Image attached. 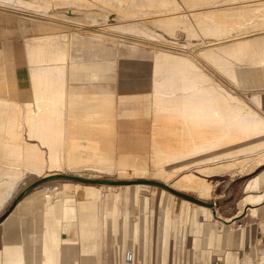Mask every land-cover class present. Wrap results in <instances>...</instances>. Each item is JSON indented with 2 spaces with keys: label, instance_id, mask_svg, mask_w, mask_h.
<instances>
[{
  "label": "bare ground",
  "instance_id": "bare-ground-1",
  "mask_svg": "<svg viewBox=\"0 0 264 264\" xmlns=\"http://www.w3.org/2000/svg\"><path fill=\"white\" fill-rule=\"evenodd\" d=\"M149 1L160 7L156 11L153 10L157 17L162 16V19L160 17L156 23L163 25L167 30L173 31L180 24L185 26V18L189 17L192 20L191 28L197 27L201 36L216 35L214 42L203 41L206 43L198 49L197 54L227 74L231 81L248 88L255 87L259 81L264 84V9H260L263 7L262 4H260V8L256 7V9L250 10L236 7V9L231 8L232 10L222 11L218 10L217 7L218 9L205 11L207 10L205 7L204 12H192L191 10V13L186 14L180 11L182 7L180 8L179 4H173V0ZM106 2L119 6L121 2L125 1L108 0ZM214 2V0H201V5H212L216 3ZM0 3V7L4 8V3L21 5L27 2L25 3L23 0H0ZM29 3L32 2L29 1ZM49 3L48 0L41 2L35 6V11L27 15L31 19H38L43 22H53V20L61 17L60 20H64L66 23L79 20L78 13L87 17L89 22H95L97 15H99L90 10L82 11V8L81 12L72 8L55 12L54 10L51 11L52 8ZM70 3L72 5L77 3L81 6L85 5L82 0H70ZM258 3L254 4L257 5ZM7 4H5L6 7H8ZM168 5L169 7H165ZM44 6L45 10L42 9ZM215 6L218 5L215 4ZM212 7L214 6L209 8ZM223 7L221 8L223 9ZM15 9L19 10V8ZM17 10H13V12L18 15L21 14ZM49 10L51 15H47ZM13 12L9 13L14 14ZM218 15L224 19L214 22L213 27L205 23L207 17L213 19ZM230 18H234L235 21L226 20ZM80 22H75V24H80ZM77 27L75 30L79 29ZM91 27L90 29L85 28L86 30L80 28L84 30L83 32L79 30L76 33L70 32L69 37L67 32H65L66 34L62 33L61 37L64 40L62 39L63 41L58 45L52 44V42H49L48 45L45 43L57 37L55 35L58 33L56 34L55 31L52 34H44L45 36L34 38L36 40L34 43L27 44L30 62L35 65L36 63L46 65L43 68H31L32 98L26 103L23 102L24 104L19 102L13 104L7 124L2 121L0 115V209L7 195L10 194L11 196L13 189L24 175H32L33 178L46 177L56 174L55 170L59 169L57 167L80 166L85 161L88 163L90 161L115 162L114 165L118 164L122 168L135 167L136 171V168L141 167L147 159L151 160V157L148 158L151 153L157 158L160 155H169L170 153L177 156V159L178 157H185V159L199 157L206 164H211L209 167L211 171L230 172L232 180L254 173L244 185V196L238 200V212L227 217L219 211L218 206L204 207L194 204V209L191 211L190 204L192 203H183V206L187 204L188 207L186 205L177 212L178 223L172 220L171 215L164 218L162 230H160V245L163 246L166 243V248L169 251L171 237H175L177 234L179 247L182 248L187 244L190 234L191 247L195 252V257L201 260L203 264L211 263L210 255L214 248L224 250L227 254L226 260L222 264H234V252L224 247V240L228 232L233 230L232 228L237 221L247 222L258 218L259 207L264 204L263 96L260 93L248 94L249 99L256 106L254 107L244 103L243 100L241 101L239 96L240 99H238L237 95L221 94L209 83L210 81L205 77L207 75H204L200 66L195 63L194 55L178 49L184 48L185 50L187 48L185 46L188 44H180L177 49L174 48L175 46L162 48L160 54L156 56L154 92L151 99L142 100L139 97L122 99L121 101L133 104L123 112H118L119 107L117 105L111 108L110 101H106L98 107L90 106L87 110L72 109L74 104L68 101L64 65L68 63V60L83 59L82 57L76 58V54L81 51L85 53L88 49V57H108L116 54L117 51L115 50L116 47L113 46L115 41L112 42V46H109L108 41H106L110 35H113L108 33L109 29L108 32L105 29L103 32V28ZM191 28L185 26V32L189 36L193 33ZM193 35L195 34L193 33ZM116 45L118 46L117 43ZM252 54L260 57V59L256 60V57H253L251 61L243 63L244 65L237 66L238 60L245 55ZM54 63H60L61 68H55ZM235 63L236 65H234ZM238 67L246 68V70H239ZM7 90L9 96L15 95L12 88ZM179 90L180 92H178ZM137 101L140 103L135 106ZM121 114H153L155 125L149 152L121 153L117 150L116 119ZM35 138L38 140L34 141ZM173 155L171 158L174 157ZM163 158L166 157L163 156ZM162 161L160 160V162ZM249 165L250 168L247 169ZM206 184L201 185L205 190L210 188V185L208 188L205 187ZM70 186L74 189V194L71 196H63L64 189H61V185L59 188L51 189L50 186H46L47 188L35 189L25 195L10 215L0 223V241H3L4 247L8 246L10 233L19 227L22 228L29 216L43 214V219L52 232L51 239L56 240L57 244L62 241L63 234L67 235L69 239H78L83 248L84 264H92L94 259L92 254L99 243L103 230L104 235H107L110 229L112 233L117 234V229L121 223L119 208L117 207V204L120 203V195L116 194L117 198L114 197L116 202L112 203L113 198L110 200L109 195L102 196L93 185L76 182L70 183ZM135 196L137 198V195ZM55 197L58 199L55 200ZM135 200L138 203L137 199ZM147 200L145 201V211L148 206ZM201 214L206 217L204 223L199 219ZM139 215H137L131 229L130 211L125 209L122 213L121 225L124 242L132 238L134 246H136L139 241H142L147 261L148 246L151 244L153 248L154 242L150 238V225L147 216L140 217ZM205 222L208 224L207 228ZM169 231L170 236L168 237L166 233ZM201 232L205 237L203 246L198 244V236ZM109 238V236L108 239L105 238L107 243L110 242L108 241ZM178 249L175 245L174 251ZM5 252H9L10 256L17 257V248H5ZM87 253H89V257H87ZM133 254L135 264V250ZM185 262L183 261V264ZM258 264H264V257Z\"/></svg>",
  "mask_w": 264,
  "mask_h": 264
},
{
  "label": "rangeland",
  "instance_id": "rangeland-1",
  "mask_svg": "<svg viewBox=\"0 0 264 264\" xmlns=\"http://www.w3.org/2000/svg\"><path fill=\"white\" fill-rule=\"evenodd\" d=\"M23 1L27 3L26 4L23 3L21 5H13L12 3L11 4L4 3L3 4L4 8L0 7V18L8 17L10 19L9 24H10V28L12 29L11 30L12 34L13 33L15 34V37H14L16 38L14 40L15 42H17L18 40L17 39L18 34H19V38L21 41L20 43L24 44L26 42H31L32 40H34L36 36H40L44 34L48 35L49 33L52 34L55 31L56 34L58 33V35H55V37L56 36L57 37L53 38L51 41L48 40V42L45 40L46 41L45 43L48 45L49 42H52V44L58 45L59 43H61V41L64 40V38L61 37L62 33L67 32L68 33L67 35L69 37V34H71L72 32L76 33L78 30L83 32L84 30H86L85 28L90 29L91 25H93L92 27L95 29L103 28V32H104V29L107 32L110 30L108 33L113 34V35H110L108 37V40H106L108 41L107 43L109 46H112L113 44H115L113 46L117 48L116 43L118 44L119 42H134L138 44L149 45L155 50V60H156V56L160 54V51L162 48L163 49L167 47L171 48L175 46L174 48L177 49L180 44H188L187 46H185L187 47L185 48V50L184 48H181V49L178 48V49L183 50L186 53L194 55L193 59L195 63H197L200 66L202 73L204 72V75H207L205 77H207V79L210 81L209 83L212 84V86L215 89H217V91H219L221 94L228 95V93H230V94H233L234 96L237 95L238 99L241 98L240 99L241 101L243 100L244 103L248 104L249 106H254V107H256L255 104H253L254 102H252L248 97L249 93L250 94L260 93L264 98V91H263L264 84L262 82L259 81L255 85V87H250V88L239 86L237 85L236 82L231 81L230 77L227 74L217 69L215 66H213V64L209 63L204 57L198 56L197 54L198 49L201 46L205 45V43L208 41H211V42L216 41L215 40L216 35L209 34V35H205L204 37L201 36L198 32L197 27L194 26L191 28L192 20H190L191 18L189 17L185 18L186 20L185 26L187 28L190 27L191 31L195 35H193L192 33V35L189 36L188 33L185 32L186 30H185L184 24H180L173 31L167 30L165 27H163V25L156 23L157 21L160 20V17L162 19V16L157 17V14L154 12L156 11L157 8L160 9V7L155 6L153 2L149 0H130V1L123 0L125 2H121V4L119 5L120 7L118 5H112L111 3H107L106 1L108 0H82V3L85 4L82 6L78 3L76 5H72L70 3V0L69 1L48 0V3L49 1H51L49 3L51 5L50 7L52 8V9L50 8L51 11L54 10L55 12L57 11L59 12V11L68 10V8L69 9L72 8V9H75L81 12V8H82V11L90 10L92 12H96L97 14H99L97 15L95 19L96 24L95 22H89V19H87V17H84L80 13L77 14V17L79 20H76V21L74 20L73 21L74 23L73 22L66 23L64 20H60L61 17L60 19L57 18L53 20V22H43L42 20H38V19L34 20V19H31L29 15L27 14L32 13V11H35L36 5L38 6V4H41V2L43 3L44 1L47 2V0H43V1L39 0L41 2H39L38 0H23ZM29 1H31L32 3H29ZM208 1H213V0H208ZM214 1L216 2L214 3L218 6H215V4H212V5L206 4L205 6L201 5V0H173V4L175 5L179 4L180 8L182 7L180 11L181 12L183 11V13H186V14L191 13V10L192 12H199V11L204 12L206 8L207 10L205 11H210V10H214L217 7L219 8V9L217 8L218 10H222V11H227V9H231V8L236 9V7L237 8L241 7L242 9L246 8L247 10H250L254 8L256 9V7L260 8L261 6H263L260 9H264V5H263L264 0H260V1L258 0L259 3L257 2V0H254V2L253 0L252 1L251 0H217V1L214 0ZM195 3H196V7H195ZM254 3L255 4L258 3V4L255 5ZM5 4H7L10 9L6 7ZM122 4L123 6H121ZM260 4L262 5L260 6ZM243 5L244 7H242ZM211 6H214V7L209 8ZM248 6L250 7L248 8ZM165 7H169V5ZM221 7H223V9ZM15 8H19V10ZM12 9L19 11L21 14L18 15L16 13L17 14L16 15ZM42 9L45 10L46 9L45 6L42 7ZM162 9H166V8H162ZM43 10H42V14L44 13ZM9 12H13L14 14L9 13ZM47 15H51L50 10L47 12ZM223 19L224 18H222L220 15H218L215 18L213 17V19L210 17H207L205 19V23H207L208 26L213 27L217 21H220ZM230 19H226V20L229 22L235 21L234 18L233 19L230 18ZM75 22L77 23L80 22V24H77V23L75 24ZM88 24L90 25L89 27H88ZM76 27L79 29L75 30ZM116 27L117 29H120V30H117ZM80 28L81 29L84 28V30H81ZM10 38L13 39L12 36ZM109 38L110 39L112 38V40H110ZM119 38H120V41H119ZM203 41H206V42H203ZM116 48L115 50H117ZM88 51H86L85 53H83L82 51L77 53L76 58H79V57L84 58L86 54H87L86 56H88V53H89ZM254 55L255 54L243 56V58H241L242 60L240 59L236 62L237 66L244 65L243 63H247L251 61L252 60L251 58L253 57H256V60L260 59V57L254 56ZM236 63L234 65H236ZM238 69L239 70L241 69L243 71L246 70V68H239V67ZM166 75L168 76V74ZM178 92H180V90ZM152 94H153V91L149 95L141 97V98L151 99ZM120 100L122 99L119 98V99L113 100L111 102L110 107L114 108L115 105H117ZM37 140H38L37 138L34 139V141H37ZM126 149H130V148L128 147ZM133 150L137 151L135 148ZM166 155H160V157L157 158L153 155V153H151V155L148 156V158L151 157L150 158L151 160L147 159L148 162L147 161L144 162V164H142L141 167L136 168V171H135V167L127 166L125 168H122L118 164L114 165L115 162L114 163H100L97 161H90L88 163L85 161L80 166L79 165L75 167L62 166L63 168L57 167L59 169L56 168L57 169L55 170L57 172L56 174H52L46 177L38 176V177L33 178L32 175H24L22 180H20L18 184L16 185V187L13 189L11 196L10 194L7 195V198L4 200L3 206H1V209H0V221L7 214L9 207L12 205L15 199L25 191L27 192L21 197V199L25 195H27L29 192L35 189L38 190L42 188H47L48 186H50L51 189L56 188V187L59 188L61 185V189H64L63 195L71 196L74 194V189L72 186H70V183L78 182V183L89 184V185L95 186L97 191L102 196L109 195V199L111 197L110 200H112L113 198L112 203L116 202V200H114V197L115 199L117 198L116 194L120 195V198H119L120 200L118 199L120 203L117 202L118 203L117 207L119 208V213L121 217L120 222L122 223L123 221L122 219L123 211L125 209H128V211H130L131 229L133 228V224L136 220L137 215L140 214L139 215L140 217L147 216L148 223L150 225V238L153 239V242H154L153 248H154L156 256H160L161 255V247H160L161 232L160 230H162L161 228L163 225L162 223L164 221V218L165 217L167 218V216L171 215L170 217L172 218V220H175L178 223L177 212L183 209L184 207H186L187 205L185 204L183 206V203H186V202L192 203L190 204V209L191 211H193L194 204L201 205L192 199V198H197L205 202H209V203L214 202L215 203L214 206H218L219 211L227 217H231L235 215V213L238 212V200L244 196L243 194L244 185L247 179L253 176L254 173L248 174L242 177H237L235 180H232L230 172L211 171L209 170V167L211 164H206L205 162L201 161L199 157H194V158L186 157L187 159H185V157H182L183 159L178 157L177 159V156H174L171 153L169 155L168 154ZM172 155L174 156L173 158H171ZM163 156L166 158H163ZM168 156L169 158H167ZM158 159L163 160V161L160 162V160ZM116 167L117 169H115ZM248 168H250V165L247 167V169ZM262 168H264V166ZM79 175H82V176H79ZM87 176H90V178H87ZM202 184L203 185L206 184L207 186L205 187L207 188H208V185H210L209 186L210 188L205 190L201 187ZM15 191H17L18 193L17 192L15 193ZM135 195H137V198ZM135 199H137L138 203L136 202ZM146 199H148L147 200L148 206H147V210L145 211ZM174 203L176 204L174 205ZM204 207H211V206H204ZM10 213L6 216V218L10 215ZM199 219L201 222L204 223V220L206 219V217L203 214H201L199 215ZM248 222H250V220L247 221V223ZM121 223L119 225H121ZM190 223L192 222L190 221ZM205 223H206L205 227L207 228L208 224L207 222ZM190 225L192 226V224ZM190 225H189V228L191 229ZM201 230L202 228L200 229V231ZM110 231H108L107 235H105L107 239H108V236L110 237L108 240L110 241V243L106 247V249H109V247L112 244H115L116 246L121 248L122 253L125 251V249L132 250L135 248L132 238L124 242L125 239H124L122 228H121V231H119L117 234H115L114 232L113 234L111 229ZM109 233H111V235H109ZM166 236L168 237L170 236V231L166 233ZM171 238L172 239H171V244H170L169 255H171V253L172 254L174 253V246L176 245L179 248L178 250H176L177 256L182 255L183 261H187L189 262V264H191L192 263L191 258L194 253V251L191 250L192 249L191 235L190 234L188 235L187 244L182 246V248L179 247L177 234L175 235V237L172 236ZM203 238H204V243H205V237L203 236ZM139 242L142 243V241H139ZM197 262H200V261L198 260Z\"/></svg>",
  "mask_w": 264,
  "mask_h": 264
},
{
  "label": "crops",
  "instance_id": "crops-1",
  "mask_svg": "<svg viewBox=\"0 0 264 264\" xmlns=\"http://www.w3.org/2000/svg\"><path fill=\"white\" fill-rule=\"evenodd\" d=\"M9 21L8 17L0 18V115L6 124L13 104L15 102L24 104L23 102L26 103L32 98L31 70L34 67L43 68L46 65L43 63L35 65L30 62L27 44L36 40L21 44L18 34V40L15 42V34L11 32ZM11 36L13 39L10 38ZM40 36H36L35 39ZM72 52L75 53L74 50ZM53 65L55 68L62 66L60 63ZM64 68L68 101L74 104L72 109L87 110L90 106L98 107L106 101L112 102L119 98H141L154 92L155 50L149 45L119 42L114 55L85 56L83 59L68 60ZM6 88H12L15 95L9 96ZM139 103L137 101L134 105ZM132 105L120 100L117 104L118 112L126 111ZM154 125L153 114L118 115L116 119L117 150L121 153L149 152ZM128 147L130 149H126ZM134 148L137 151H134ZM43 217V214L29 216L22 228L19 227V230L15 229L10 233L7 247H4L3 241H0V264H84L83 248L79 240L69 239L63 234L62 241L57 244L56 240L51 239V229ZM253 220L241 229L229 231L224 240V247L234 252V264H251L252 262L258 264L263 260L264 204L259 207L258 218ZM121 228L122 225H119L117 233L121 231ZM105 238L103 230L92 254L94 258L92 264H121L123 257L121 248L112 244L109 249H106L110 242L107 243ZM198 244L204 245L202 232L198 236ZM134 247L132 251L135 250V264H183L182 255L177 256L176 251L169 255L165 244L160 245V256H156L154 248L149 244L147 261L143 244L138 242ZM5 248H17V257L10 256L9 252H5ZM86 255L89 257V253ZM192 257L191 264H195L198 261L195 252ZM226 257L224 250L214 248L210 260L218 258L224 263ZM134 260L135 258L131 264H134ZM199 261L202 263L201 260ZM185 264L189 262L186 261Z\"/></svg>",
  "mask_w": 264,
  "mask_h": 264
},
{
  "label": "built area",
  "instance_id": "built-area-1",
  "mask_svg": "<svg viewBox=\"0 0 264 264\" xmlns=\"http://www.w3.org/2000/svg\"><path fill=\"white\" fill-rule=\"evenodd\" d=\"M247 224V222L245 221H237L236 224H234V227L232 228L233 230L236 229H241L243 228L245 225ZM133 258H134V254L132 250H126V252H123V257H122V262L121 264H131L133 262ZM195 264H202L200 262H195ZM210 264H222V261L220 259H215L212 260ZM251 264H255V262H252Z\"/></svg>",
  "mask_w": 264,
  "mask_h": 264
},
{
  "label": "water",
  "instance_id": "water-1",
  "mask_svg": "<svg viewBox=\"0 0 264 264\" xmlns=\"http://www.w3.org/2000/svg\"><path fill=\"white\" fill-rule=\"evenodd\" d=\"M27 191H25V192H23L22 194H20L16 199H15V201L12 203V205L9 207V209H8V212H7V214L1 219V221L2 220H4L5 218H6V216L14 209V207L16 206V204L19 202V200L21 199V197L26 193ZM194 201H196V202H198L199 204H201V205H203V206H211V207H213L214 205H215V203L214 202H211V203H209V202H205V201H203V200H200V199H197V198H192ZM0 221V222H1Z\"/></svg>",
  "mask_w": 264,
  "mask_h": 264
}]
</instances>
